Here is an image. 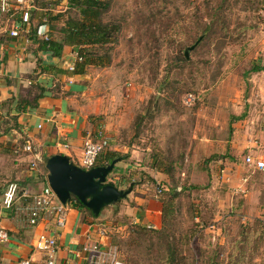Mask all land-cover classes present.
I'll return each mask as SVG.
<instances>
[{"label": "rangeland", "instance_id": "obj_1", "mask_svg": "<svg viewBox=\"0 0 264 264\" xmlns=\"http://www.w3.org/2000/svg\"><path fill=\"white\" fill-rule=\"evenodd\" d=\"M220 1L110 0L103 20L120 24L118 43L110 65L89 66L77 79L84 93L75 104L89 133L101 132L107 151L127 156L107 181L122 190L132 184V192L96 218L113 244H123L134 225L132 217L118 215L123 208L140 197L159 201V190L175 188L165 231L174 233L184 256L192 254L195 264H264V172L244 161L264 160V0H230L221 15L230 33L205 39L188 61L176 62ZM176 17L180 26L165 29ZM9 140L16 142L0 146V214L7 210L6 187L20 184L14 171L31 169L23 151L31 141L17 133ZM8 211L23 223L15 208ZM82 218L91 220L85 212ZM158 221L154 230L162 228L161 212ZM254 232L251 246L244 239ZM241 240L246 246L238 253ZM120 251L123 261L125 248ZM139 251L149 254L148 244Z\"/></svg>", "mask_w": 264, "mask_h": 264}, {"label": "crops", "instance_id": "obj_2", "mask_svg": "<svg viewBox=\"0 0 264 264\" xmlns=\"http://www.w3.org/2000/svg\"><path fill=\"white\" fill-rule=\"evenodd\" d=\"M34 10L39 9L35 7ZM65 10L66 2L63 1L55 7L54 11L63 12ZM45 25L47 36L48 33L57 34L50 30L48 23ZM2 45L0 50V120L8 121V117L17 116L20 131L12 130L2 135L0 146L5 147L15 143L16 141L11 142L9 137L17 133L19 136L26 137L40 149L42 160L38 163L36 170L25 169L18 172L16 169L14 171L15 176L19 178L20 185L25 186L34 194L45 185L46 156L62 154L69 156L73 162L79 160L84 142L94 136L95 132L89 133L90 123L84 116L82 108L75 104V100L84 93V88L77 80L82 75H76L73 73L74 70L68 69L71 65L75 67L77 62L76 53L72 48L65 47L61 57L56 59L38 52L35 42L24 35L13 39L7 38L2 41ZM31 83L42 84L52 91L46 92L45 96L40 99L38 108L19 110L17 108L19 94ZM8 127H10L8 124H2V129L7 130ZM41 148L47 155H43ZM28 158L31 161V157L28 156ZM135 199L136 206L125 207L118 215L132 217L131 223L134 225L156 228L159 223L158 215L161 212L159 201L147 199V197ZM69 209L73 212L68 225L64 230L56 233L59 249L55 264H85L82 248L96 242L114 248L106 229L97 222L96 218H91V220L82 218V212L71 207L68 211ZM11 214L8 210L0 214V227L4 228L9 235L8 242L0 250V264H18L25 259H30L32 264H42L43 256L34 249V245L41 233L53 231L52 221L45 219L36 227L25 229L23 224L12 218ZM78 218L79 224L76 225L75 221Z\"/></svg>", "mask_w": 264, "mask_h": 264}, {"label": "trees", "instance_id": "obj_3", "mask_svg": "<svg viewBox=\"0 0 264 264\" xmlns=\"http://www.w3.org/2000/svg\"><path fill=\"white\" fill-rule=\"evenodd\" d=\"M30 1L37 9L42 11L33 10L31 12L28 35L26 33L24 36H27L29 40L35 42L38 52L48 54L51 58L58 59L61 57L65 47L72 48L76 53V58L81 60H77L74 67L73 73L76 75H84L86 68L89 66L99 68L110 65V51L112 47L118 43L121 33V26L118 22L103 20L104 15L110 10V0ZM63 1L66 2V10L63 12L54 11L55 7ZM240 1L242 2V0ZM229 3L230 0H221L217 6L212 7L210 15L206 18L205 22L203 21L202 26H196L199 27L198 32H196L199 33V36L189 47L178 52L180 56L176 59L177 63H182L184 60L188 61L190 59V54L201 45L205 39H211L214 35L230 33L227 21L225 22L224 17H221L225 9L231 8ZM156 13L152 14L155 15L152 17L153 19H157L158 14ZM176 18L177 19L168 18L165 29L171 28L173 30V28L180 26L181 20L178 17ZM171 20H174V22ZM195 21L199 24L202 19L196 17ZM43 23H48L50 30L55 31L57 34L53 35L48 33L47 40L38 38L36 36V30L38 26ZM56 23L60 25V28H57ZM163 87L164 84L162 87L160 85V91L164 89ZM48 91L52 90L46 89L42 84L31 83L27 88L21 90L17 108L19 110L38 108L40 99H42ZM156 109L155 107L153 112H155ZM147 116H149V112L142 116V121H144ZM7 119L8 121H4V119L0 120V124L13 123L7 130H0V137L12 130L20 131V127L17 124V116L8 117ZM106 149L98 157L96 166L104 167L115 159L124 161L127 158L126 155L107 151ZM178 193L179 192H176L175 188H172L170 192L164 195L163 191L159 190V194H161V196L158 195L160 197L159 202L162 204V228L160 230H154L155 228L141 225H131L129 234L123 244H121V242L117 244L112 243L119 253L121 252L120 249H123V247L125 248L124 252L126 256L123 261L126 264H195V259L192 254H186L185 256L182 254L179 246L175 243L176 237L174 233H166L165 231L167 230L166 221H168L169 214L172 210L171 206L178 196ZM70 207L78 210V212H85L91 218L98 217L93 216V214L74 197L71 198ZM257 237L258 234L254 232V234L246 236L244 240H248V243L252 246V241L257 239ZM155 238L158 239L157 242H155ZM144 244H148L150 249V253L145 254V256L139 251L140 246ZM245 246L243 240H241L240 247H236L234 250L239 253L244 250ZM155 247H157V250H155Z\"/></svg>", "mask_w": 264, "mask_h": 264}, {"label": "built area", "instance_id": "obj_4", "mask_svg": "<svg viewBox=\"0 0 264 264\" xmlns=\"http://www.w3.org/2000/svg\"><path fill=\"white\" fill-rule=\"evenodd\" d=\"M34 9L35 6L30 0H0V50L3 46V40L18 38L28 32L31 12ZM36 36L47 40L45 23L38 26ZM77 60L81 61L79 58ZM68 69L73 71L74 66L71 65ZM190 101L191 97L189 98L188 96L187 103ZM102 138L101 132H98L84 142L82 154L76 163L77 165L85 170L96 167L98 157L107 147L103 143ZM65 147L67 146L65 145ZM23 151L31 157V170H36L38 163L42 160L40 149L34 144L27 142L23 146ZM244 161L246 165L252 166L255 170L264 172V161L255 160L251 156H247ZM2 197L4 209L12 210L15 208L16 211L21 213L25 229H32L45 219L52 221L53 231L41 233L37 237L34 249L42 254V264H55L56 254L59 249L56 233L61 232L65 228L66 215L70 204H61L49 187L46 176L45 185L39 192L33 194L25 186L11 182L6 187ZM20 200L21 203L16 205ZM8 239V232L0 227V250L8 242ZM82 252L85 256V264H126L121 260L118 250L107 244L96 242L90 246L83 247ZM18 264H32V261L25 259Z\"/></svg>", "mask_w": 264, "mask_h": 264}, {"label": "water", "instance_id": "obj_5", "mask_svg": "<svg viewBox=\"0 0 264 264\" xmlns=\"http://www.w3.org/2000/svg\"><path fill=\"white\" fill-rule=\"evenodd\" d=\"M119 159L107 166H96L85 170L67 155L54 154L45 161L47 183L63 205L76 198L93 216L111 205L116 204L132 192V185L126 190L118 189L107 181Z\"/></svg>", "mask_w": 264, "mask_h": 264}]
</instances>
